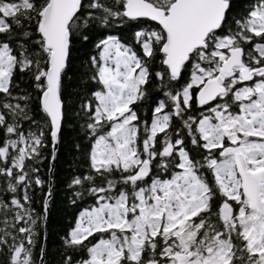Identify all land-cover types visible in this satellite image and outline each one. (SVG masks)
Wrapping results in <instances>:
<instances>
[{
  "label": "snow or ice",
  "instance_id": "1",
  "mask_svg": "<svg viewBox=\"0 0 264 264\" xmlns=\"http://www.w3.org/2000/svg\"><path fill=\"white\" fill-rule=\"evenodd\" d=\"M0 264H264V0H0Z\"/></svg>",
  "mask_w": 264,
  "mask_h": 264
}]
</instances>
